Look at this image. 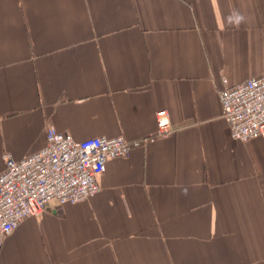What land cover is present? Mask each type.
<instances>
[{"label": "crops", "instance_id": "1", "mask_svg": "<svg viewBox=\"0 0 264 264\" xmlns=\"http://www.w3.org/2000/svg\"><path fill=\"white\" fill-rule=\"evenodd\" d=\"M263 74L264 0H0V173L49 125L134 140L166 109L175 128L24 219L0 264H264V137L233 139L219 94Z\"/></svg>", "mask_w": 264, "mask_h": 264}, {"label": "built area", "instance_id": "2", "mask_svg": "<svg viewBox=\"0 0 264 264\" xmlns=\"http://www.w3.org/2000/svg\"><path fill=\"white\" fill-rule=\"evenodd\" d=\"M223 82L227 83L226 77ZM223 117L231 137L249 141L264 137V74L219 91ZM157 130L140 139L97 136L77 141L49 125L46 144L21 159L4 155L0 173V248L27 217H42L49 204L86 201L101 190L98 178L108 161L129 157L145 141L167 137L174 131L169 112L157 111Z\"/></svg>", "mask_w": 264, "mask_h": 264}]
</instances>
